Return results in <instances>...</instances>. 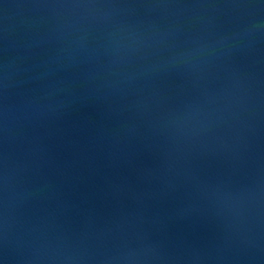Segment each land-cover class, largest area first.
<instances>
[{
	"label": "water",
	"instance_id": "1",
	"mask_svg": "<svg viewBox=\"0 0 264 264\" xmlns=\"http://www.w3.org/2000/svg\"><path fill=\"white\" fill-rule=\"evenodd\" d=\"M0 264H264V0H0Z\"/></svg>",
	"mask_w": 264,
	"mask_h": 264
}]
</instances>
